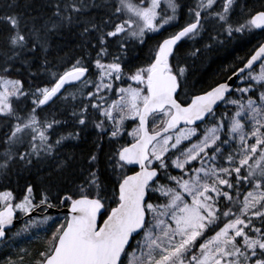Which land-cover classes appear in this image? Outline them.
Returning a JSON list of instances; mask_svg holds the SVG:
<instances>
[{
  "label": "snow or ice",
  "instance_id": "1",
  "mask_svg": "<svg viewBox=\"0 0 264 264\" xmlns=\"http://www.w3.org/2000/svg\"><path fill=\"white\" fill-rule=\"evenodd\" d=\"M5 7L21 5L13 0ZM40 7L37 15H0V176L49 160L53 171L71 166L74 158L62 159L60 149L80 132L57 135L67 124L58 119L65 113L49 109L75 101L77 92L81 99L70 113L77 126L91 121L110 143L123 138L126 122L136 126L127 132L132 142L107 156L116 177L110 185L101 181L92 153L83 183L55 204L50 189L37 199L30 183L20 199L0 190V244L7 246L14 220L27 217L12 235L37 224L52 229L30 264H264V41L242 67L226 70L232 74L224 82L191 96L189 69L176 54L183 42L205 33L216 44L234 33L264 34V0L258 6L248 0H43ZM90 9L103 13L92 16ZM73 28L82 29L81 54L53 65L51 38ZM168 28L176 30L156 43L147 63H128L130 45L142 46L148 34ZM41 52L43 62L30 75L44 79L26 90L24 81L11 78L15 63ZM200 53L194 47L188 55ZM233 78L245 86L233 87ZM221 105L234 111L218 113ZM129 165L139 170L128 175ZM56 207L66 215H47ZM41 210L42 218H33ZM20 253L16 259L5 254L0 264H24L31 254Z\"/></svg>",
  "mask_w": 264,
  "mask_h": 264
},
{
  "label": "trees",
  "instance_id": "2",
  "mask_svg": "<svg viewBox=\"0 0 264 264\" xmlns=\"http://www.w3.org/2000/svg\"><path fill=\"white\" fill-rule=\"evenodd\" d=\"M21 7L19 9L10 10L5 7L6 4L13 3V0H0V15H3L8 11H21L25 14L37 15L38 11L43 9L40 7L43 0H15ZM96 4H102L105 0H89ZM260 0H248L249 6L255 4L259 5ZM182 3L191 5L193 0H182ZM30 4V8H25L24 5ZM184 13L187 12L185 8ZM102 9H90L89 14L92 16L102 15ZM187 16H181L180 23L187 21ZM236 17H234V20ZM209 28L212 26L209 25ZM176 29L168 28L163 35L148 34L146 42L142 46L130 45L127 55V60L130 65L139 66L148 62L147 57L150 54V50L156 45V43L162 40L169 32L175 31ZM82 31L80 28H73L71 31L65 29L60 35L53 36L51 38L50 54L47 55V59L52 62L53 65H58L61 62V58L68 60L74 56L81 54L80 43L81 37L79 32ZM214 35L215 32L213 31ZM224 41L223 44H216L208 40L207 33L204 34V39H197L196 42L185 41L181 44L177 51V56L181 58V63L186 65L189 69L187 73V84L185 90L188 91L189 96L198 94L201 90L208 88L210 85H214L216 81L223 82L227 76H230L231 71H226L231 67H240L242 65L241 60L249 58L253 48L261 41L264 40V34L260 33L259 30H255L254 34L251 33H234L231 38L226 39L224 36L220 37ZM95 43V39L92 40ZM193 43L194 45H190ZM213 43L210 49H204L205 44ZM201 48V53L197 57H190L188 54L193 48ZM110 51H115V48H110ZM94 55V53H93ZM44 53H37V57L27 55L21 58V61L15 63V70L12 72L11 78L21 79L24 81L25 89L29 88V84L35 86L40 83V79L33 80L30 73H37V64L43 62ZM24 61H33V64L29 66ZM23 63V66H21ZM56 70V69H54ZM62 70V69H60ZM242 82H238L236 86H241ZM235 86V87H236ZM69 91H76L75 88L69 89ZM87 90H85L86 92ZM235 98V97H232ZM81 96L77 92L75 101L61 102L57 101L56 105L51 110H58L64 112L63 116H58V119L66 120L67 124L64 127L57 129V135L68 132L79 131L80 136L78 139H69L64 141L63 147L60 149V157H73L71 166L65 168L63 171H53L55 164L52 161H46L40 165L34 166L28 170H24L20 166H15L11 173L7 176H0V190L5 188L12 190L17 196V199L22 198L24 190L27 184H32L34 192L37 193V199L39 198L38 193L44 188L50 189V196L53 198L52 203H57L56 197H60L67 194H71V189L75 184L83 183V179L87 176V158L92 154L96 153L99 157V169L100 179L105 184H111L115 180V175L112 174L111 169L107 165V156L111 154L115 148L119 147L120 144L129 143L132 137L127 135L129 127L132 125V121H128L125 124V134L119 142H109L108 136H98V130L93 126L90 121L87 127L77 126L74 121L70 118L72 107L80 102ZM66 110V111H65ZM218 113L222 111H234V109H226L221 105L217 109ZM203 127V126H202ZM56 137L54 136L53 139ZM83 175H81V170ZM130 167L126 173L130 172ZM178 171V170H177ZM173 174H179L176 171ZM65 214L55 215L53 217H62ZM61 221L58 219L57 223ZM25 221L17 224L11 229L10 237L7 246L0 251V262L5 259V254L11 255L13 259L17 258V254H21V249H27L31 256H24V264H30L39 251L43 250L44 239L50 236L51 230L45 232L43 228H35L37 225H33L28 229L27 232L21 233L20 236H14L17 230L22 229ZM41 225V224H40Z\"/></svg>",
  "mask_w": 264,
  "mask_h": 264
},
{
  "label": "water",
  "instance_id": "3",
  "mask_svg": "<svg viewBox=\"0 0 264 264\" xmlns=\"http://www.w3.org/2000/svg\"><path fill=\"white\" fill-rule=\"evenodd\" d=\"M243 66V65H242ZM242 66H240V67H242ZM224 82V81H223ZM236 82H237V79L236 78H233V80L232 81H230L229 83H231L232 84V86L234 87V85L236 84ZM199 94V93H198ZM132 166H134V167H138V165H132ZM139 168V167H138ZM139 170V169H138ZM137 170V171H138ZM131 174H133V173H131ZM131 174H129V175H131ZM59 211H63V212H67V210H66V208H58V207H56V208H52V209H49L48 210V212H59ZM41 213V211L40 212H36V213H33L32 215L34 216V215H37V214H40ZM27 219V217H19V218H17V219H15L14 220V225H16V224H18V223H20L22 220H26Z\"/></svg>",
  "mask_w": 264,
  "mask_h": 264
},
{
  "label": "rangeland",
  "instance_id": "4",
  "mask_svg": "<svg viewBox=\"0 0 264 264\" xmlns=\"http://www.w3.org/2000/svg\"><path fill=\"white\" fill-rule=\"evenodd\" d=\"M190 45H194L193 43H190ZM258 70V69H257ZM126 86V85H125ZM245 85L242 83V85L240 86V87H244ZM113 98H115V97H113ZM223 112V111H222ZM136 125H135V123H132V125L129 127V129H128V132H131L132 131V129L135 127ZM187 146V145H186ZM175 172V171H174ZM173 172V173H174ZM178 171H176V173H177ZM47 215H49V214H47ZM39 219L40 218H42V216L41 217H39V216H37ZM38 218H36V219H38ZM46 227V225H44V224H38L35 228H45ZM23 228V227H22ZM4 249V246L3 245H1L0 246V251H2Z\"/></svg>",
  "mask_w": 264,
  "mask_h": 264
},
{
  "label": "flooded vegetation",
  "instance_id": "5",
  "mask_svg": "<svg viewBox=\"0 0 264 264\" xmlns=\"http://www.w3.org/2000/svg\"><path fill=\"white\" fill-rule=\"evenodd\" d=\"M195 166H199V165L196 164ZM212 234H213V233H211V232L208 233L209 236L212 235ZM201 242H203V241H201Z\"/></svg>",
  "mask_w": 264,
  "mask_h": 264
}]
</instances>
